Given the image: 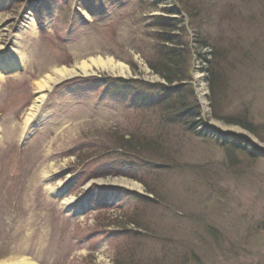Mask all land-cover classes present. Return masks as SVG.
Wrapping results in <instances>:
<instances>
[{"label":"rangeland","instance_id":"obj_1","mask_svg":"<svg viewBox=\"0 0 264 264\" xmlns=\"http://www.w3.org/2000/svg\"><path fill=\"white\" fill-rule=\"evenodd\" d=\"M179 1L192 14L185 67L205 88L201 99L194 85L188 104H200L207 139L159 122L149 107L161 80L147 61L172 0H0V59L21 58L0 79V262L264 264V136L226 124L246 112L264 125V0ZM212 47L224 60L217 108L206 82ZM97 58L123 71L92 67L56 83L24 135L36 82ZM216 128L234 146L256 143L263 157L229 167ZM153 129L177 166L112 139L136 132L147 142ZM134 217L141 230L125 225Z\"/></svg>","mask_w":264,"mask_h":264},{"label":"trees","instance_id":"obj_2","mask_svg":"<svg viewBox=\"0 0 264 264\" xmlns=\"http://www.w3.org/2000/svg\"><path fill=\"white\" fill-rule=\"evenodd\" d=\"M192 17V14H189V18ZM162 31L158 33V35L155 37L156 40V50L155 54L147 61V67L149 71L157 76L159 79L164 80L168 84H178L187 79V68L185 67V61L186 57H189V53L187 51L182 50L181 47H184V44L182 40L180 39L181 35L183 33H180L179 35H170L168 32H166L168 29L167 25L164 22H159L157 25ZM169 37L170 44L174 45L175 51L171 50L172 48H163V46L159 45L161 40L163 42V39L165 36ZM159 36V38H158ZM200 48H207L210 46L208 43L203 41H196ZM217 49H214V47L211 48L209 56L210 61L207 64L209 65L207 72L208 74V82H209V88L211 91L210 96V106L213 108H217V105H220L221 101V95L220 92L221 87H217L221 83V72H222V64L224 60H222V55L217 53ZM222 61V62H221ZM172 93V97L170 98V93ZM163 95V99H160V96H158V99H156L155 103L150 102L149 107L152 112H156L158 114V121L161 123L168 124L169 126H177L180 127L182 130H190L191 129V121L199 115V112L197 110V107L195 103L188 104L189 99L193 98V92L185 86H176L174 90H164L163 92L160 90V94ZM153 106L155 109L153 110ZM148 108V107H147ZM220 109V107H218ZM158 111V112H157ZM224 118V117H223ZM228 118L231 120H226V124H233L238 125L242 127L243 129L247 130L248 132L252 133L255 136L262 135L264 136V125H255L253 121H251V117L246 112H237L233 115H229ZM223 120V119H222ZM172 122L173 124H171ZM193 123V122H192ZM196 125V123H195ZM194 128H196L194 126ZM154 137H151V140H147V142L141 138L138 133L132 132L129 133L125 137L123 134L119 133L117 135H112V139L114 143H118L124 150L130 152V153H136L135 155H143L144 153H152L153 155L157 156L158 159L163 160L165 164L169 166H177L175 164V161L168 159L167 155L165 154L166 148L163 147L161 144H158V142H155L154 140H158L162 137L161 131H154L152 130ZM160 135H157L159 134ZM166 135V134H165ZM164 135V136H165ZM225 148V156H226V162L229 163V167H232V163H237L239 158L243 157L246 158L249 162L255 160L256 158L260 157V154H262L259 150L252 148V151L249 152L247 149H244L241 145L240 146H234L230 143L224 144ZM140 150V152L138 150ZM257 150V151H255ZM143 152V153H142ZM142 153V154H141ZM260 153V154H259ZM253 158V160H251ZM171 164V165H170ZM146 188V189H145ZM157 188V187H155ZM144 191L146 194H150L154 196L156 199H158L160 192L157 189H151L146 187L144 185ZM158 192H157V191ZM144 200L149 201L148 199L141 198ZM150 202V201H149ZM136 216V215H135ZM108 218L111 219L112 216H109ZM111 225V222L107 223V227ZM125 225H132L136 227L137 229L141 230V226L138 222V217H134L133 219H130ZM137 235V234H136ZM135 237V235H134ZM136 238V237H135ZM114 263L113 264H122L118 263L113 258ZM120 262V261H119Z\"/></svg>","mask_w":264,"mask_h":264},{"label":"bare ground","instance_id":"obj_3","mask_svg":"<svg viewBox=\"0 0 264 264\" xmlns=\"http://www.w3.org/2000/svg\"><path fill=\"white\" fill-rule=\"evenodd\" d=\"M163 1H165V0H163ZM172 1H173L172 2V7L166 9V10H169V12H167L168 16L165 17V18L160 17V20H161V22L165 21V24L167 25V28H168V29H166L167 30L166 32L171 30V31L168 32L169 36L170 35H179L180 33H183V35L179 36V37H181L180 39L182 40V42L184 44V47H181V48H182V50L185 49V51H187L189 53V56L190 55L193 56L194 49H192V47H193L192 36H191L192 34L190 33L193 30L189 26V15L185 11V9L182 7V5L180 4L179 0H172ZM82 14L84 15V17L87 16L85 12H82ZM27 15L30 17L29 20H28L29 21L28 22L29 34L35 35L37 33L36 32L35 22H34L33 18L31 17L32 16L31 13H28ZM158 38H159V36H158ZM162 39H163V42L161 40L159 45L163 46V48H172L171 50H174V51H175V49H177V48L174 47V45L170 44L169 37H167V35L164 38H162ZM0 49H1V46H0ZM154 54H155V52L153 53V55ZM12 55H13V53H12ZM15 58L16 59H14L13 56L11 57V56L6 55V54L2 55V59H0V79H1V75L4 74V72L6 71L7 68H9V67L12 68L13 66H16L18 64V62H20L19 60L21 58L19 59L18 56L17 57L15 56ZM115 66L116 65L112 62L111 59H107V60H103L101 58L91 59L89 63H87L85 61L81 62L80 65L77 66L76 68L74 67L72 69H67V68L62 67L60 69H57V70H55V71H53L51 73L52 75H46L44 78H42L39 81H37L36 82V89H37L38 96L35 98L34 103L29 108V110L26 113V116L24 118V126H23L24 135L25 134L27 135L33 129V122L35 121V117L37 116L39 107H40V105H41V103L43 102V99H44V95H43L44 91L50 89L56 83H58V82H60V81H62L64 79H67L69 77L76 76V75H79V74L80 75H87V74L91 73L90 70L92 69V67H101V68H106V69H112V68H115ZM116 67L120 68L123 71V66L117 65ZM208 67H209V65H207V67H206L207 70H208ZM75 69L79 70V72H77ZM187 72H188L187 73V79L185 81L181 82V83H178V84H168L164 80L160 79L161 82L158 83V84L161 87V91L162 92L164 90L171 91V90H174V88L176 86H181V85L185 86L186 85V87H188L194 93L195 92L194 91L195 90L194 89V85H195L197 90H198V94H199L200 98L202 99L203 95L205 94L204 93L205 92V88H204V86L202 84V81L199 79V76L196 77V75H195V83L193 84V80H191L192 72H190V71H187ZM150 74L155 76L151 72H150ZM208 74H209V72H208ZM206 82L208 83V90H209L208 100H210L211 91H210V88H209L208 80H206ZM145 84L148 85V83H145ZM150 84H153V83H149V85ZM159 92H160V89H159ZM194 95H196V94H194ZM159 96H160L159 100H162L163 99V95H159ZM169 97L170 98L172 97V93H170ZM155 100L156 99L153 100L154 103H155ZM209 103H210V101H209ZM195 105H196L197 109L200 107V104H199V107H198V104H195ZM201 117H203L202 114H199V115H197V117L195 119H193L190 122L191 123V129L188 132H189V134L192 137H200V138L207 139L206 138L207 131H209L208 129L212 128V127H209L210 125L205 123V121L203 119H200ZM170 123L173 124L172 122H170ZM195 123H196V125H195ZM198 124L199 125H201V124L204 125L205 128H207L206 131H203L201 129L197 130L196 128H194V126L198 127L199 126ZM217 130H218L220 135H215L214 139H216V143L222 149L225 150L224 144L228 143V141L226 140V134H224L222 136L221 134H223V133L220 131V129H217ZM217 136H219L221 138H218ZM238 139H240V138H238ZM240 140H244V139L242 138ZM252 145L248 146L249 149H247L246 143H245V145H241V146L244 149H247V151H249V152L252 151V148L258 150V147L256 146V143L252 144ZM257 150H255V151H257ZM260 157H263V154H260ZM132 186L136 187V185H132ZM111 219H113V217ZM0 264H35V263L32 262V261L29 262V261H27L25 259H14V260L1 261Z\"/></svg>","mask_w":264,"mask_h":264}]
</instances>
